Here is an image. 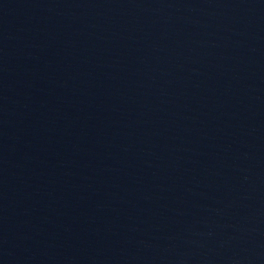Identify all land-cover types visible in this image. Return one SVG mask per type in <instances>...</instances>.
Returning a JSON list of instances; mask_svg holds the SVG:
<instances>
[{
  "label": "water",
  "instance_id": "water-1",
  "mask_svg": "<svg viewBox=\"0 0 264 264\" xmlns=\"http://www.w3.org/2000/svg\"><path fill=\"white\" fill-rule=\"evenodd\" d=\"M0 264H19L0 181Z\"/></svg>",
  "mask_w": 264,
  "mask_h": 264
}]
</instances>
